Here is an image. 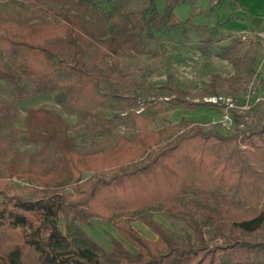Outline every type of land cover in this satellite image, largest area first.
Returning <instances> with one entry per match:
<instances>
[{"label": "trees", "instance_id": "1", "mask_svg": "<svg viewBox=\"0 0 264 264\" xmlns=\"http://www.w3.org/2000/svg\"><path fill=\"white\" fill-rule=\"evenodd\" d=\"M185 1L164 0L159 14L156 0L144 9H132L128 0H73L75 11L61 13L57 22L0 19V45L10 57L5 63L0 55V88L6 84L13 94V100L0 95V264H264V207L252 205L264 197L261 120L235 135L247 146L240 150L236 137L185 119L152 129L146 114L131 110L133 138L117 134L109 148L81 153L69 136L70 123L41 106L27 110L24 133L41 142L40 154L52 150L55 164L45 167L37 155L26 158L14 148L15 102L44 93L73 109L87 132L108 139L117 116L95 111L108 102L97 66L107 65L111 75L117 58L157 56L159 38L175 26L174 11ZM240 43L218 45L235 70L242 65ZM86 50L90 69L81 57ZM234 81L235 75H215L203 92ZM85 172L92 174L87 185ZM14 179L27 184L19 187ZM67 184L73 193L64 192ZM153 208L180 219L190 234L174 238L149 214ZM91 219L109 220L133 250L115 239L103 250L80 228ZM133 221L155 239L135 230Z\"/></svg>", "mask_w": 264, "mask_h": 264}, {"label": "rangeland", "instance_id": "2", "mask_svg": "<svg viewBox=\"0 0 264 264\" xmlns=\"http://www.w3.org/2000/svg\"><path fill=\"white\" fill-rule=\"evenodd\" d=\"M146 5L147 0H128L132 9H144ZM74 9L73 0H61L60 4L0 0V19L57 22L61 20V13ZM156 10L159 14L163 13L164 0H156ZM174 14L176 24L159 38L157 56L144 54L117 58L116 71L111 75L106 74L107 65L97 66L103 74L101 87L108 102L95 107V111L107 117L117 116L113 134L108 139L87 132L73 109L59 103L54 93H44L15 102L18 115L13 125L19 135L14 148L24 153L26 158L37 155L36 161L45 167L52 168L55 164L56 154L52 150L40 154L41 142L29 141L24 133L27 110L41 106L57 112L70 123L72 129L69 136L81 153L109 148L116 141L117 134L133 138L136 132L129 123L131 110L146 114L152 129L178 124L185 119L201 125L204 130H216L236 137L240 150L247 148L241 143L240 136L235 135L254 127L259 120L264 122V0H186L175 9ZM97 26H101L100 21ZM234 40L241 42L237 47V55L242 60L238 70L221 56L218 46L232 45ZM0 55L5 63H10L9 54L1 45ZM88 55L89 50H86L81 57L90 69L92 64ZM215 75L226 79L235 75L237 81L220 82L214 92L205 94L204 88ZM166 87L177 88L185 94L177 96ZM0 95L13 100L6 84H2ZM134 97V102L129 99ZM192 103L201 105L196 107ZM91 178L92 174L85 172L82 184L87 185ZM14 183L19 187L27 184L24 180H15ZM64 192L71 194L74 188L67 184ZM20 195L33 196L23 192ZM263 198L252 205L257 209L264 207ZM247 207L244 205L242 209ZM148 212L174 238L185 239L190 234L180 219L167 216L156 208ZM58 225L63 229V217H60ZM132 226L146 238L155 239V235L139 221H133ZM80 228L105 251L111 250V239L133 250L132 245L117 234L109 220L91 219L88 224H81ZM208 231L211 233L212 229Z\"/></svg>", "mask_w": 264, "mask_h": 264}]
</instances>
